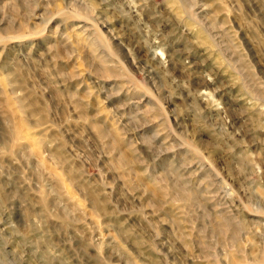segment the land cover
I'll return each mask as SVG.
<instances>
[{"label":"rangeland","instance_id":"1","mask_svg":"<svg viewBox=\"0 0 264 264\" xmlns=\"http://www.w3.org/2000/svg\"><path fill=\"white\" fill-rule=\"evenodd\" d=\"M0 264H264V0H0Z\"/></svg>","mask_w":264,"mask_h":264},{"label":"bare ground","instance_id":"2","mask_svg":"<svg viewBox=\"0 0 264 264\" xmlns=\"http://www.w3.org/2000/svg\"><path fill=\"white\" fill-rule=\"evenodd\" d=\"M217 38H219V39H220L221 37H220V36H218ZM221 43H222V42H221V40H220V41L218 42V44H219L218 46H219V47H222ZM219 53H220V49H219ZM221 55H222V54H221ZM221 63H222V62H221Z\"/></svg>","mask_w":264,"mask_h":264}]
</instances>
